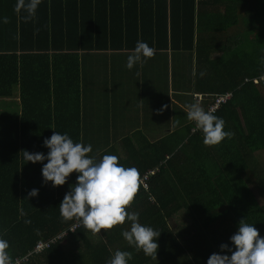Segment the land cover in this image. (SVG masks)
I'll return each instance as SVG.
<instances>
[{
    "label": "trees",
    "instance_id": "obj_1",
    "mask_svg": "<svg viewBox=\"0 0 264 264\" xmlns=\"http://www.w3.org/2000/svg\"><path fill=\"white\" fill-rule=\"evenodd\" d=\"M15 4L0 0V18L8 19L0 23V237L9 241L13 261L30 255L22 264H105L119 249L132 253L129 264H206L221 243H230L241 219L264 237V203L254 190L264 189V0H155L148 9L139 0H41L27 22ZM239 28L235 39L226 37ZM137 40L172 51L176 95L193 103L194 93L203 94L205 105L208 97L232 93L214 113L230 139L205 145L186 115L160 135L115 134L104 126L108 118L88 132L79 118L80 66L73 58L131 51ZM49 54L65 65L59 74L55 68L49 75ZM18 85L19 115L10 102ZM54 131L91 144L88 155L97 159L117 155L147 178L129 210L161 232L156 258L122 237L127 222L95 234L83 225L68 231L77 221L63 220L58 206L77 173L63 186L44 185L42 164H25L20 152L46 154L43 140ZM33 188L38 196L27 199ZM39 242L50 245L34 254Z\"/></svg>",
    "mask_w": 264,
    "mask_h": 264
},
{
    "label": "clouds",
    "instance_id": "obj_2",
    "mask_svg": "<svg viewBox=\"0 0 264 264\" xmlns=\"http://www.w3.org/2000/svg\"><path fill=\"white\" fill-rule=\"evenodd\" d=\"M40 3L41 0H16L14 10L27 22L34 19ZM7 22V17L0 18V23ZM155 53L154 47L137 40L126 57L125 67L132 70L135 65L146 63ZM186 109L187 119L194 122L191 131H199L205 145H218L232 137L233 133L225 130L223 118L214 114L218 109L215 112L205 110V105L199 101L188 104ZM43 146L48 149L46 154L26 149L20 151L25 164H42V184L51 182L52 187L63 186L70 174L77 173L76 182L69 185V191L58 206L63 220H75L94 234L127 222V229L121 230L122 237L135 250L156 258L161 232L141 224L139 213L129 210L143 183L137 168L125 167L114 154H104L99 159L88 155L92 152L91 144L74 142L67 132L54 131L43 140ZM38 194L39 189L33 188L26 198ZM229 241L221 243L219 252L212 253L206 264H264V237L254 224L246 222V218L238 221L237 231ZM9 248V241L0 237V264H14ZM132 259L131 252L117 249L105 264H129Z\"/></svg>",
    "mask_w": 264,
    "mask_h": 264
},
{
    "label": "crops",
    "instance_id": "obj_3",
    "mask_svg": "<svg viewBox=\"0 0 264 264\" xmlns=\"http://www.w3.org/2000/svg\"><path fill=\"white\" fill-rule=\"evenodd\" d=\"M140 2L147 9L151 7V3L155 4V0H139ZM135 3L136 0H132V4ZM129 52L90 51L79 53L78 59L73 58V62L80 66L81 124H85L88 132L92 133L98 131L101 118L110 120V123L104 126H108L115 134L142 132L147 135H160L165 134L167 130L173 131L178 126L176 120L186 118V106L192 103L193 99L183 93L176 95L172 84V51L156 50L152 58L142 65H135L132 70L125 67ZM48 59L49 75H52L55 68L59 74L65 65L51 54ZM168 63L169 67L166 66ZM34 66L37 68L38 64ZM44 70L47 76L46 66ZM167 76L170 82L169 93L166 92ZM19 87L20 85L15 96L11 98V103L19 102ZM61 90L66 91V88ZM196 94H193L195 102ZM203 102L204 99L200 104ZM15 105L16 103L12 105L13 112L15 110L19 115L21 106L18 107V103L17 107Z\"/></svg>",
    "mask_w": 264,
    "mask_h": 264
},
{
    "label": "built area",
    "instance_id": "obj_4",
    "mask_svg": "<svg viewBox=\"0 0 264 264\" xmlns=\"http://www.w3.org/2000/svg\"><path fill=\"white\" fill-rule=\"evenodd\" d=\"M196 97H197V101H199L200 103L203 101V96L201 94H196ZM222 97H225L224 99ZM232 97V93L231 92H226L224 94H219V95H215V96H212L211 98L208 97V103L205 104V110H208V109H212L214 112L219 109L224 103H226L230 98ZM193 127H194V122H193ZM154 172H152L153 174ZM147 178H145L143 180V185H145V180ZM82 226L80 223H76L75 225H73L70 230V232H73L74 230H76L78 227ZM66 234V232L63 233L62 236H64ZM61 237H57L53 242L59 240L62 238ZM51 242V243H53ZM50 243H43V242H39L36 244L34 250H33V253L34 254H37V253H41L43 252L45 249H47L49 247ZM30 255L28 256H25V257H20V258H16L14 260V264H22L23 262H26L27 259L29 258Z\"/></svg>",
    "mask_w": 264,
    "mask_h": 264
},
{
    "label": "rangeland",
    "instance_id": "obj_5",
    "mask_svg": "<svg viewBox=\"0 0 264 264\" xmlns=\"http://www.w3.org/2000/svg\"><path fill=\"white\" fill-rule=\"evenodd\" d=\"M243 16H245V15H243ZM245 21H246V24H247V22H249V20L247 18L245 19ZM243 30H244L243 28H241V29L239 28L238 30H236V29L231 30L226 34V37L230 38V39H235V35L237 36L238 34L242 33ZM254 35H251V36H254ZM251 38H254V37H251ZM222 98L224 99L225 97H222ZM258 158H259V155H258ZM254 190L256 191L257 197L260 199V202L264 203V189L260 190L259 188H256Z\"/></svg>",
    "mask_w": 264,
    "mask_h": 264
}]
</instances>
